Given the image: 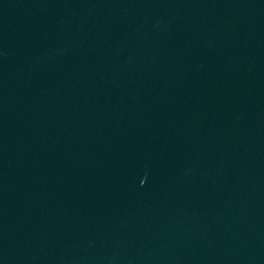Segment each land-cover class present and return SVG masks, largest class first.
Listing matches in <instances>:
<instances>
[{
  "label": "water",
  "instance_id": "1",
  "mask_svg": "<svg viewBox=\"0 0 264 264\" xmlns=\"http://www.w3.org/2000/svg\"><path fill=\"white\" fill-rule=\"evenodd\" d=\"M0 264H264V0H0Z\"/></svg>",
  "mask_w": 264,
  "mask_h": 264
}]
</instances>
